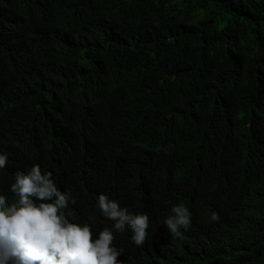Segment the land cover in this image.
<instances>
[{
    "label": "trees",
    "instance_id": "1",
    "mask_svg": "<svg viewBox=\"0 0 264 264\" xmlns=\"http://www.w3.org/2000/svg\"><path fill=\"white\" fill-rule=\"evenodd\" d=\"M0 153V194L39 165L93 239L101 193L147 214L123 264H264V0H0Z\"/></svg>",
    "mask_w": 264,
    "mask_h": 264
},
{
    "label": "clouds",
    "instance_id": "2",
    "mask_svg": "<svg viewBox=\"0 0 264 264\" xmlns=\"http://www.w3.org/2000/svg\"><path fill=\"white\" fill-rule=\"evenodd\" d=\"M8 162V154L0 153V170ZM10 191L11 200L0 194V264H123L118 258L124 249L115 246V233L130 230L137 246L149 235L147 214L132 213L101 193L96 208L113 225L93 239L92 225L73 222L68 210L76 203L72 193L62 192L39 165L18 171ZM211 220L218 221L219 214L212 213ZM191 222L192 213L181 203L171 208L165 226L173 238H182Z\"/></svg>",
    "mask_w": 264,
    "mask_h": 264
}]
</instances>
